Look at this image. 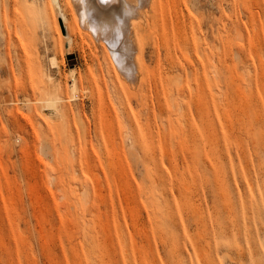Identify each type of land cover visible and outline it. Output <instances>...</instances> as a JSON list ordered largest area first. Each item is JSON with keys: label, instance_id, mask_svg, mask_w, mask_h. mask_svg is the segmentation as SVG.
Here are the masks:
<instances>
[{"label": "rangeland", "instance_id": "rangeland-1", "mask_svg": "<svg viewBox=\"0 0 264 264\" xmlns=\"http://www.w3.org/2000/svg\"><path fill=\"white\" fill-rule=\"evenodd\" d=\"M151 1L129 84L0 0V264H264V0Z\"/></svg>", "mask_w": 264, "mask_h": 264}, {"label": "bare ground", "instance_id": "bare-ground-1", "mask_svg": "<svg viewBox=\"0 0 264 264\" xmlns=\"http://www.w3.org/2000/svg\"><path fill=\"white\" fill-rule=\"evenodd\" d=\"M147 2L148 0H48V7L51 11L54 7L59 11L61 26L54 11L52 12V23L60 42L65 40L71 45L72 33L80 36L88 35L94 43L101 44L108 51L115 72L125 82L132 84L140 73L141 50L137 35L140 33V28L147 24L145 21ZM68 11L69 14H67ZM61 28L64 37L60 33ZM227 34L226 39L229 37ZM197 38L201 39V37ZM184 41L188 49L186 36ZM51 61L52 64L57 65L55 58ZM71 80L70 98L77 100L81 96V89L74 77ZM42 103L44 107L58 110L53 98H46L42 100Z\"/></svg>", "mask_w": 264, "mask_h": 264}, {"label": "water", "instance_id": "water-1", "mask_svg": "<svg viewBox=\"0 0 264 264\" xmlns=\"http://www.w3.org/2000/svg\"><path fill=\"white\" fill-rule=\"evenodd\" d=\"M71 57H74V55H73V56H71Z\"/></svg>", "mask_w": 264, "mask_h": 264}]
</instances>
